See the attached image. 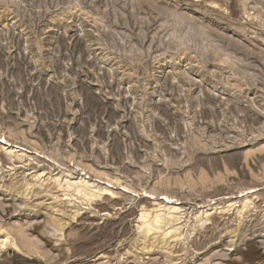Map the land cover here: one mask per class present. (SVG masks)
<instances>
[{
  "label": "rangeland",
  "instance_id": "374dc122",
  "mask_svg": "<svg viewBox=\"0 0 264 264\" xmlns=\"http://www.w3.org/2000/svg\"><path fill=\"white\" fill-rule=\"evenodd\" d=\"M2 139L0 264H264V0H0Z\"/></svg>",
  "mask_w": 264,
  "mask_h": 264
},
{
  "label": "bare ground",
  "instance_id": "6f19581e",
  "mask_svg": "<svg viewBox=\"0 0 264 264\" xmlns=\"http://www.w3.org/2000/svg\"><path fill=\"white\" fill-rule=\"evenodd\" d=\"M0 144H7V142H6L5 139H2V140H0ZM84 183H85V186H86V187H90V185H89L88 182H84ZM126 190H127V189H126ZM253 192H255V191L252 190L251 192H248L247 195H248V194H252ZM146 195H147V194H146ZM147 196H149L150 199H154V198H155L153 195H151V196H150V195H147ZM160 200H161L162 202H163V200H166V202H169V203H170L172 199L169 198L168 196H163V198L160 199ZM169 203H168V204H169ZM171 203H173V202H171ZM232 206H233V205H232ZM232 206H231V207H232ZM149 226H150L149 223L146 224V227H147V228L144 230V233H145V237H146V238H147V236H148V233L150 232V228H148ZM168 234H169V233H168ZM168 234H166V235H168ZM4 241H7V240H4Z\"/></svg>",
  "mask_w": 264,
  "mask_h": 264
}]
</instances>
